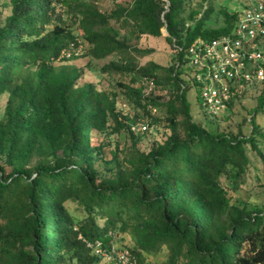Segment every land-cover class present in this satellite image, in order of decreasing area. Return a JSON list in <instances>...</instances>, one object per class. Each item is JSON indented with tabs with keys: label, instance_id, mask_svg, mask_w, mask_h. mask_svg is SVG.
Returning <instances> with one entry per match:
<instances>
[{
	"label": "trees",
	"instance_id": "16d2710c",
	"mask_svg": "<svg viewBox=\"0 0 264 264\" xmlns=\"http://www.w3.org/2000/svg\"><path fill=\"white\" fill-rule=\"evenodd\" d=\"M112 1L110 12L103 0L2 4L0 264H115L97 243L127 248L139 264L160 254L163 264H264V201L244 192L257 168L250 153L264 163V80L209 116L187 58L191 45L235 30L241 0L235 10L220 0ZM163 30L171 62L141 63L152 49L139 40ZM260 49L264 65V39ZM81 56L89 69L114 56L98 69L108 86L82 82L85 68L70 63ZM193 88L208 126L192 114ZM252 92L246 116L236 107ZM144 124L164 138L141 149Z\"/></svg>",
	"mask_w": 264,
	"mask_h": 264
},
{
	"label": "built area",
	"instance_id": "2783aa9c",
	"mask_svg": "<svg viewBox=\"0 0 264 264\" xmlns=\"http://www.w3.org/2000/svg\"><path fill=\"white\" fill-rule=\"evenodd\" d=\"M241 3L239 21L232 33L199 41L187 51L193 80L200 87L203 109L209 116L226 111L239 86L264 80L260 49L264 39V0H241ZM74 51L80 55L82 48ZM65 53L71 56V52ZM142 128L148 129V125ZM96 253L113 258L115 264H139L127 248L118 249L113 245L108 251L97 243Z\"/></svg>",
	"mask_w": 264,
	"mask_h": 264
},
{
	"label": "rangeland",
	"instance_id": "374dc122",
	"mask_svg": "<svg viewBox=\"0 0 264 264\" xmlns=\"http://www.w3.org/2000/svg\"><path fill=\"white\" fill-rule=\"evenodd\" d=\"M195 2H198L199 0H194ZM4 2H9V0H0V11H2V14L5 15L9 9L8 8H3L2 4ZM117 2L125 5H128L132 2V0H118ZM221 4L227 5L231 10H235L237 8H240L241 5L239 4L238 0H220ZM100 8L104 11V12H110L112 9L116 8V3L113 2L112 0H103V2L100 3ZM167 35V32L165 30H163V35L161 37H152V36H143L140 40L138 45L142 48H149L152 49V52L150 54L144 55L141 59V63H145L149 60H154L159 64L162 65H168L171 62L172 59V55L174 54V50L172 49V47L169 45V43L166 41L165 36ZM135 41H133L134 43ZM86 43H84V49H86ZM114 56H110L108 58L105 59H101V60H93V64H92V68L89 69V67H87V62H88V58L85 56H81L76 60L71 61L70 63L75 64L78 67H83L85 68V73H86V77L82 80L83 81H95V82H99L102 81L101 86L105 87L108 86V81L105 79V76L102 78L99 76V68L104 65L105 63H108L111 59H113ZM255 96V93H248L242 101V107H236V109H238V111L241 114H246L250 112L252 113L255 109L256 106V102L253 100ZM187 97L191 103V108H192V114L194 116V119L196 121H203V123L208 126V122L207 120L202 116L201 114V110L199 107V102L197 99V92L196 89H191L190 91H187ZM6 101L5 97H1L0 98V110H2L4 103ZM121 106L124 107L125 111L127 112H136L134 108L126 105L125 102H121ZM227 111V110H226ZM162 113L158 112V114ZM256 119L259 123H261L264 127V114L259 113L258 115H256ZM148 125V124H147ZM149 127V126H148ZM224 127V126H223ZM147 132L145 134H142V140L139 143V146L141 149H146L150 143L154 140H162L164 138V131L162 130H157L155 128L149 127L147 130ZM125 144H129L130 141L129 140H123V145ZM252 162L256 165L257 168H254L249 176H248V184H246L244 186V192H247V190H249V194L253 195L254 197H259L260 199H262L264 201V186H258L256 185L257 183V176H259L262 181H264V163L255 156V154L250 153ZM71 205V210L78 216L80 217L81 215V211L76 209V205H74L73 203L70 204ZM165 255L160 254L157 256H149L148 257V264H163V261L165 259Z\"/></svg>",
	"mask_w": 264,
	"mask_h": 264
},
{
	"label": "water",
	"instance_id": "95a60500",
	"mask_svg": "<svg viewBox=\"0 0 264 264\" xmlns=\"http://www.w3.org/2000/svg\"><path fill=\"white\" fill-rule=\"evenodd\" d=\"M166 31V30H165Z\"/></svg>",
	"mask_w": 264,
	"mask_h": 264
}]
</instances>
